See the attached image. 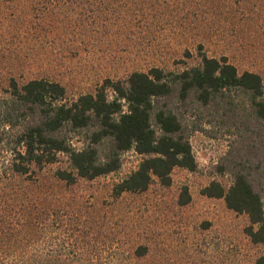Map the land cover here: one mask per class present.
I'll list each match as a JSON object with an SVG mask.
<instances>
[{
    "label": "rangeland",
    "instance_id": "1",
    "mask_svg": "<svg viewBox=\"0 0 264 264\" xmlns=\"http://www.w3.org/2000/svg\"><path fill=\"white\" fill-rule=\"evenodd\" d=\"M12 1L60 4L65 17H0V98L9 95L11 78L23 83L47 77L73 98L93 92L107 78L117 81L152 67L178 73L197 66L203 56L226 57L239 73H258L264 80V0ZM213 3L218 7L210 12ZM231 96L237 108L248 103ZM173 107L187 127L196 169L175 168L169 186L155 180L144 192L115 197L113 186L141 161L133 150L121 154L117 171L78 179L72 186L52 179L57 170L70 168L63 154L26 177L38 176L48 191L52 258L77 255L100 264H254L262 256L264 245L252 243L244 232L247 216L202 190L212 181L229 188L233 177L224 162L232 156L241 155L253 167L264 165V154L254 156L264 126L244 110L227 117L191 100ZM68 137L74 148L82 147L83 133ZM259 176L264 171L251 173L255 182ZM18 188L26 192V182ZM184 190L189 202L181 205ZM258 191L264 211V184ZM73 239L82 246L75 256L57 253Z\"/></svg>",
    "mask_w": 264,
    "mask_h": 264
},
{
    "label": "trees",
    "instance_id": "2",
    "mask_svg": "<svg viewBox=\"0 0 264 264\" xmlns=\"http://www.w3.org/2000/svg\"><path fill=\"white\" fill-rule=\"evenodd\" d=\"M46 3L0 0V17H65L63 6ZM217 7L213 3L209 11ZM9 89V95L0 98V264H100L75 256L82 248L77 239L57 251L75 257L49 255L48 191L42 189L38 176L26 177L56 163L58 155L67 157L70 168L57 170L52 179L66 187L78 179L93 180L117 171L121 154L133 150L142 158L136 170L113 186V195L119 197L144 192L155 180L169 186L175 168L196 169L187 127L173 105L191 100L227 117L244 110L264 126L263 78L250 71L239 73L226 57L203 56L197 66L178 73L158 67L133 71L125 79L107 78L93 92L73 98L67 97L62 84L47 77L23 83L11 78ZM232 94L243 97L247 105L237 108ZM76 131L84 134L78 149L68 137ZM4 152L11 158L3 159ZM258 153L264 154V139L254 156ZM224 164L232 184L225 189L212 181L202 195L223 199L227 208L246 215L245 234L252 243L264 245V211L258 191L264 176L257 182L251 178L253 171H264V165L253 167L241 155ZM20 181L26 182V192L18 188ZM188 202L184 190L179 204ZM254 264H264V253Z\"/></svg>",
    "mask_w": 264,
    "mask_h": 264
}]
</instances>
